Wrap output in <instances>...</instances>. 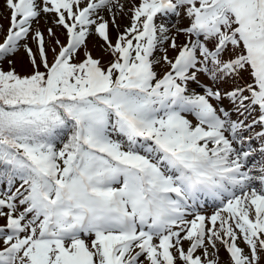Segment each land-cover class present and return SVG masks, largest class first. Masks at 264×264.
Listing matches in <instances>:
<instances>
[{
	"label": "snow or ice",
	"instance_id": "1",
	"mask_svg": "<svg viewBox=\"0 0 264 264\" xmlns=\"http://www.w3.org/2000/svg\"><path fill=\"white\" fill-rule=\"evenodd\" d=\"M4 3L0 61L23 50L30 73L0 68V264H204L217 242L230 264H261L264 0H138L127 12L120 0ZM129 12L121 32L117 14ZM48 16L51 62L33 29ZM173 16L187 40L154 60L169 32L157 21ZM245 74L251 83L221 90Z\"/></svg>",
	"mask_w": 264,
	"mask_h": 264
},
{
	"label": "rangeland",
	"instance_id": "2",
	"mask_svg": "<svg viewBox=\"0 0 264 264\" xmlns=\"http://www.w3.org/2000/svg\"><path fill=\"white\" fill-rule=\"evenodd\" d=\"M137 2H138V0H120V3L124 6V10L126 12H127L128 9H130ZM101 15L104 16V18L106 20L111 21V15H110L109 12H107V11L101 12ZM129 15H130V12L128 13V15L117 14L116 22L120 25V31L121 32L126 27L129 26V18H128ZM161 22L166 23L168 25V27H169V32L167 34L168 35V41H165L163 43V45L158 46L157 50L154 53L153 59L154 60H158L162 56H164L165 54L168 56L169 59H173L175 57V55H176V52L169 47V42L171 41L172 38H175L177 44L178 45H182V44H184L186 42L187 37L184 36V35H178L176 33L175 28L173 27V25L176 23V18L174 16L173 17H167L163 21H157V23H161ZM3 25L6 28V26H7V21L6 20L4 21ZM109 26H110L111 35L113 37V40H115V37L117 35L116 30L114 28H112L111 23H110ZM185 26H187L186 22H181L179 24V27H185ZM0 34H2L1 36H3V33H0ZM91 39L92 38H90V40ZM47 41H48V44H49V47H48L49 53H53L51 51V48L54 47V45L51 43V41L48 40V38H47ZM88 49L91 50L97 56H101V59H102V61H103V63L105 65L109 63L111 57H109L106 54H102V52L100 50V47H99V41L96 42L95 44L94 43L91 44V42H89L88 43ZM165 49H167V52H165ZM19 62H21L20 65L18 64ZM13 63L15 65L16 69L18 71H20L21 73H29L30 72V66H29V63H28V60H27L26 57L21 56L18 59H14ZM156 68L158 70L157 71L158 75H161V76L164 74V72H166L168 70V66L166 64H164L162 61H161L160 64L156 65ZM199 79H200V85H208L209 87H212L210 81L205 76L201 75L199 77ZM242 79H238L235 83H228V84H225V85H221L220 86L221 90L222 91L225 90V89L231 90L232 88H234L236 86H241V87L244 86L246 82L251 83V79H250V77L247 76V74H245ZM190 86H191V84H190ZM195 88H196V90H201L199 94H203V91H202L201 87L195 85ZM213 103H214V106H215V102H213ZM222 106L224 108H226V109L231 107V105L229 104V102L227 100L223 101ZM236 118H237L236 115L233 114V119H236ZM257 130H259V129H257ZM254 143L258 144V142H254ZM211 215H212L211 212L210 213L208 212V217H210ZM0 219L3 220L2 218H0ZM182 235H183V233H182ZM189 242L190 241L182 240L181 241V246L184 248L187 244H189ZM205 246L207 247V251L209 253V256H208L209 258L204 260V263L208 264V260L217 259L218 260V264H221V259L218 257L219 253H216V250H214L211 246H209L207 244ZM241 248L243 249L245 254L249 253V252H245L247 250L244 247L241 246ZM203 252H204V249H197L198 256H201L202 259H203ZM178 264H180L179 261H178Z\"/></svg>",
	"mask_w": 264,
	"mask_h": 264
},
{
	"label": "trees",
	"instance_id": "3",
	"mask_svg": "<svg viewBox=\"0 0 264 264\" xmlns=\"http://www.w3.org/2000/svg\"><path fill=\"white\" fill-rule=\"evenodd\" d=\"M7 68V67H6ZM5 68V69H6ZM8 70H10V68L9 69H6V70H4V71H8ZM15 70L17 71V73H19L20 75H27L28 73H21L20 71H18L16 68H15Z\"/></svg>",
	"mask_w": 264,
	"mask_h": 264
}]
</instances>
